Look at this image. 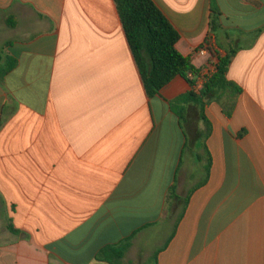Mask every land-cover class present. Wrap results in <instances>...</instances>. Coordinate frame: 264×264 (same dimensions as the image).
I'll use <instances>...</instances> for the list:
<instances>
[{"label": "crops", "instance_id": "0c3cea01", "mask_svg": "<svg viewBox=\"0 0 264 264\" xmlns=\"http://www.w3.org/2000/svg\"><path fill=\"white\" fill-rule=\"evenodd\" d=\"M152 1L195 68L236 51L230 114L150 98L114 0H0V264H264V0H214L207 57L211 0Z\"/></svg>", "mask_w": 264, "mask_h": 264}, {"label": "trees", "instance_id": "16d2710c", "mask_svg": "<svg viewBox=\"0 0 264 264\" xmlns=\"http://www.w3.org/2000/svg\"><path fill=\"white\" fill-rule=\"evenodd\" d=\"M120 15L128 43L143 78L147 95L154 98L177 77L188 79L189 73L199 74L192 60L180 54L177 45L179 32L152 0H114ZM210 31L208 43L221 29V13L211 0ZM236 51L219 58L217 72L205 84L201 94L190 98L198 103L218 102L230 114L242 89L228 81L227 74ZM191 85L193 84L190 82ZM11 231L14 232L13 229ZM131 247V239L118 246L108 247L98 260L120 264Z\"/></svg>", "mask_w": 264, "mask_h": 264}, {"label": "built area", "instance_id": "2783aa9c", "mask_svg": "<svg viewBox=\"0 0 264 264\" xmlns=\"http://www.w3.org/2000/svg\"><path fill=\"white\" fill-rule=\"evenodd\" d=\"M215 51V45L212 39L205 43L197 52L196 56L207 57ZM219 63V62H218ZM218 63H210L209 66L204 67L203 69H199V74L194 75L189 73L188 81L192 82V91L195 95H200L204 89L205 84L209 81V79L216 74Z\"/></svg>", "mask_w": 264, "mask_h": 264}]
</instances>
